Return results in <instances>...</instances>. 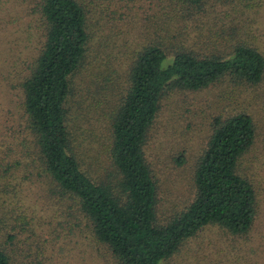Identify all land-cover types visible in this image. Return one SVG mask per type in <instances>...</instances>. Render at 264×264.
I'll list each match as a JSON object with an SVG mask.
<instances>
[{
	"label": "trees",
	"instance_id": "obj_1",
	"mask_svg": "<svg viewBox=\"0 0 264 264\" xmlns=\"http://www.w3.org/2000/svg\"><path fill=\"white\" fill-rule=\"evenodd\" d=\"M178 3L208 11L221 4L220 0H168L150 14L149 32L120 63L97 56L106 36L101 41L94 37L86 2L37 1L40 40L19 80L25 132L19 143L37 161L46 194L54 201L53 213L66 216L56 223L65 222L66 230L49 231L44 241L34 230L27 234L25 225L35 224L32 213L16 222L2 208V194L0 264H55L45 257V246L54 245L59 235L72 240L73 255L66 260L69 263L72 257L70 264H158L207 224L236 234L250 228L255 189L237 168L255 140V124L245 105L211 116L193 166L191 198L162 217L156 211L157 180L143 147L162 101L176 92L223 81L230 84V93L240 84H257L264 74L263 53L236 32L226 38L219 29H210L209 47H197L200 36L189 40L186 25L178 23ZM229 20L239 25L233 17ZM122 28L120 33L128 32L124 23ZM116 46L123 45L118 41ZM96 59L102 63L95 64ZM114 70L122 74L119 86L109 79ZM89 71L95 78H89ZM84 86L89 93L86 99L81 94ZM112 92L114 97H106ZM84 105L104 122L100 139L86 141L80 135L78 120L86 113Z\"/></svg>",
	"mask_w": 264,
	"mask_h": 264
},
{
	"label": "rangeland",
	"instance_id": "obj_2",
	"mask_svg": "<svg viewBox=\"0 0 264 264\" xmlns=\"http://www.w3.org/2000/svg\"><path fill=\"white\" fill-rule=\"evenodd\" d=\"M37 1L0 0V196L4 194L5 197L2 208L13 214L16 222L21 216L32 213L35 224H26V232L29 234L34 230L44 241L49 231L66 230L65 222L56 223L57 219H66V216L53 213L54 201L46 194L45 177L34 156L19 143L25 135L19 80L40 40ZM82 1L87 3L89 18L95 28L94 37L101 41L106 36L97 56L121 63L127 60L132 48L136 49L141 35L149 32L150 14L156 13L157 8L165 6L168 0ZM220 2L209 11L208 7L182 8L178 3L175 15L179 24L186 25L189 40H197L200 36L197 47L199 44V48L205 49L209 47L207 35L210 29H219L226 38L236 32L237 37L250 39L264 55V0ZM231 17L239 25L231 23ZM123 23L128 28L127 33H120ZM118 41L123 46L118 48ZM132 42L135 45L131 47ZM105 51L109 53L105 54ZM101 63L100 59L95 60V64ZM87 75L95 78L91 71ZM121 75L114 70L109 79L119 86L123 83ZM91 83L89 80L87 86L96 101L98 95ZM227 84L223 81L200 90L176 92L171 99H164L143 147L144 154L157 180L158 216L179 210L192 196L193 166L206 140L211 116L220 110L245 105L255 124V140L239 158L237 168L255 189L253 221L247 232L240 234L227 233L216 224H207L184 239L176 253L158 264H264V74L257 84H240L230 93ZM83 88L81 94L86 99L89 93L85 86ZM114 94L116 97V91ZM114 94L108 93L106 97H114ZM84 106L81 107L86 113L78 120L80 135L86 141L100 139L105 132L104 122L94 114V109ZM178 156L182 161L177 162ZM77 233L76 230L74 234ZM71 244L72 240H63L59 235L54 245L46 243L45 257L55 264H70L73 258L70 257L69 263L66 260L73 255Z\"/></svg>",
	"mask_w": 264,
	"mask_h": 264
}]
</instances>
